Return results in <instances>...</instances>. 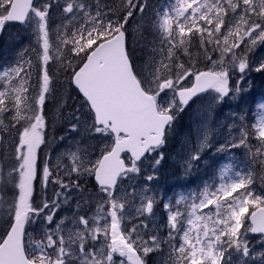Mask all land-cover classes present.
Instances as JSON below:
<instances>
[{
    "label": "snow or ice",
    "instance_id": "obj_1",
    "mask_svg": "<svg viewBox=\"0 0 264 264\" xmlns=\"http://www.w3.org/2000/svg\"><path fill=\"white\" fill-rule=\"evenodd\" d=\"M54 7L64 23L53 32ZM149 9L148 0H0V29L25 24L36 44L35 59H24L26 49L0 72V264H146L153 253H166L164 264H264V193L252 190L251 173L228 175L226 165L215 188L163 203L166 236L149 224L156 204L150 189L122 188L144 161L153 169L161 164L163 155L155 154L194 97L214 93L217 103L242 90L233 88L231 75L243 79L249 53L264 45V0H170L153 11L159 46L138 69L127 48L128 25L138 15L144 20ZM201 59L212 66L198 70ZM255 71L264 72V59ZM61 76L80 98L67 117L70 131L96 142L89 145L99 150L94 160L78 142L55 162L38 159L49 99L58 108L71 99L69 92L55 95ZM257 108L251 126L241 115L238 138L217 150L245 147L264 166V103ZM228 127L231 135L234 126ZM197 132L203 140L185 160L189 170L208 146L207 125ZM88 177L95 181L92 191L57 219L73 191H87ZM35 223L39 238L29 231Z\"/></svg>",
    "mask_w": 264,
    "mask_h": 264
},
{
    "label": "rangeland",
    "instance_id": "obj_2",
    "mask_svg": "<svg viewBox=\"0 0 264 264\" xmlns=\"http://www.w3.org/2000/svg\"><path fill=\"white\" fill-rule=\"evenodd\" d=\"M42 2L38 0L37 3ZM151 12L156 9H163L167 7L170 0H164L157 2L156 0H148ZM139 20L143 23L144 27H137L136 35L138 39H141L142 46L139 48L138 57L139 61H135V49L134 45L130 43L131 50H133L132 62L137 66V68H142L148 57L153 55L152 49L159 46V35L155 32L151 26L150 21L146 19ZM64 21L60 18L59 14H51L50 27L54 30L57 25H62ZM138 43V41H137ZM134 44V43H133ZM136 44V43H135ZM36 47L35 36L33 35L31 29L23 25H5L3 31L0 34V72L5 68L11 67L17 63L20 58V53L24 52L26 49L28 53L24 56V59H28L33 53L31 48ZM195 47L192 51L195 52ZM183 55L181 51L179 53ZM218 59L219 54L213 53ZM249 62L251 70L258 66L259 61L264 59V45H257L251 53H249ZM186 59V58H185ZM211 67V63L207 60H203L202 63L196 65L197 69L205 67ZM248 69V70H249ZM246 71L243 74V79H241V74L239 72H233L232 86L233 88L239 86L242 90L239 93H243L242 97L239 93H233L234 95H229L222 102L213 103L212 96L214 93H207L197 99L193 104H191L187 109L178 113L180 115V120L175 123L169 130L166 138V143L162 147L160 153H156V156L160 154L163 155V160L161 164L153 169L150 164L151 160H146L141 165V173L134 176L132 180H126L122 185V188L127 187L128 191H131V185L137 187V191H140L144 187L150 189L148 195H155L156 204L154 205V211L152 216L149 218L150 226L158 229L163 235H167L166 228V212L163 208V203L171 202L174 204L175 200L179 198L180 195L188 196L189 198L193 193L198 194L207 185L210 188H215L220 183L219 177L220 172L226 165H230L231 168L228 171V175H234L236 171L241 172L244 164L251 165L252 157L245 147L233 148L228 146L223 152L217 149L221 144L230 140L232 137L239 136V126L241 121L239 117L241 115L245 116V123L250 127L254 122V114L259 111L257 105L264 103V98L252 97L250 102L246 100L245 93L249 91L252 87V78L250 74ZM258 90L264 93V85H262ZM79 104L76 100L72 98L69 100V105L74 107V109L79 108ZM65 115L64 130L61 133V139L50 140L47 147L42 149L44 145L38 150V159L43 162L44 160L51 159L53 162L59 154H62L69 149L75 151L77 142L79 146L84 149L86 148L89 152H92V159L96 158L98 155V148L93 150L89 145H94L96 142L89 140L87 137H81L80 135L73 134L70 131V122ZM229 124L234 126L233 130L228 127ZM202 125H207L209 130L208 146L200 151V158L198 161L193 163L192 168L189 170L186 168L185 160L188 158L190 153L195 154V149L199 146V142L203 140L202 132L198 134L197 129ZM53 132H50L49 138L53 136ZM56 141V143H54ZM68 162V161H66ZM171 162V166L168 165ZM148 175H153L154 179L148 181L146 177ZM157 178V179H156ZM92 177L87 178V183L85 187L87 191L83 194L73 191L71 204L62 208L58 213L57 219L65 215H70L74 210L75 202L77 199H82L87 196L92 191ZM53 185H49L47 189V194L51 196L53 194ZM36 195L39 198L41 196V185L39 181L35 185ZM257 194H261L256 192ZM29 231L39 238V233L41 231L40 224L35 223L29 227ZM249 239L253 240L249 234ZM166 253L164 255L160 254H150L146 257V264H164Z\"/></svg>",
    "mask_w": 264,
    "mask_h": 264
},
{
    "label": "trees",
    "instance_id": "obj_3",
    "mask_svg": "<svg viewBox=\"0 0 264 264\" xmlns=\"http://www.w3.org/2000/svg\"><path fill=\"white\" fill-rule=\"evenodd\" d=\"M102 2L104 3H108V4H115L118 3V0H102ZM60 10L57 8H53L52 9V14H59ZM148 14H146L145 16H147V20L150 21L152 16H148ZM139 15L137 16L136 20H133L129 25H130V32H132V30H137V27L143 28L144 25L143 23L139 22ZM128 25V26H129ZM132 27V28H131ZM138 41V43H137ZM134 44H133V43ZM141 39L137 37L136 34H133L130 36L129 39V46L130 43H132V45H134L135 49V57H136V62L139 61L140 58H137L138 56V52L140 51L139 48L142 46L141 44ZM136 43V44H135ZM131 47V46H130ZM129 53L131 54V57H133V50H131L130 48L128 49ZM196 51V49H195ZM33 59H35L34 54H32L31 56H29ZM204 59H201L199 63H202ZM53 69H55V65H53ZM251 78H252V87L249 91H247L245 93V97L246 100H248V103L250 102V100L252 99V97H261L264 98V93L260 92V90H258L262 85H264V78L262 77V73H252L251 74ZM66 78L64 76L60 77V82L57 85V93L55 94L56 96H60L63 95L64 92H69L71 98L73 100H76L79 104H77L80 107V98L78 96V94L75 91L69 90L67 88V85L65 83ZM61 85H63V87H61ZM243 94H240V96L242 97ZM69 100H67V105L63 108H58L57 103H56V99L54 98H50L48 103H47V108H46V121H47V128H46V132H47V138L45 141L44 146L42 147V149H44L45 147L48 146L49 141L50 140H54L58 139V137L61 135L62 131L64 130L65 126L64 123H61L63 120H65V115L69 116L70 113L73 112L74 107H71L69 105ZM180 120V115H177V118L175 120V122H177V120ZM248 125V124H247ZM50 132H53V136L49 138V134ZM61 137V136H60ZM56 141L54 143H56ZM253 151H255V146L257 144V142L255 141V139H253L252 141H250ZM248 151V149H247ZM249 153V151H248ZM169 166H171V162L168 163ZM243 168L241 170V173L247 174V173H251L252 174V178H253V183L251 185V188L254 192H258V193H264V182H262V177H264V166L260 165L258 160H254L252 159L251 165L249 166V164H244ZM3 231L2 228H0V232Z\"/></svg>",
    "mask_w": 264,
    "mask_h": 264
},
{
    "label": "water",
    "instance_id": "obj_4",
    "mask_svg": "<svg viewBox=\"0 0 264 264\" xmlns=\"http://www.w3.org/2000/svg\"><path fill=\"white\" fill-rule=\"evenodd\" d=\"M8 23H16V24H21V23H19V22H8ZM195 98V97H194ZM193 98V99H194ZM190 103V102H189ZM94 183H95V181H94ZM252 236H253V234H251Z\"/></svg>",
    "mask_w": 264,
    "mask_h": 264
}]
</instances>
